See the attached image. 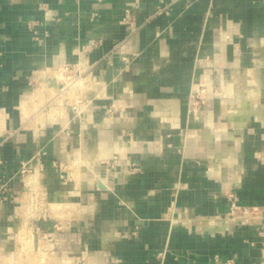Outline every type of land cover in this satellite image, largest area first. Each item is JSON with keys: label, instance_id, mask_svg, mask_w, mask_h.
<instances>
[{"label": "crops", "instance_id": "0c3cea01", "mask_svg": "<svg viewBox=\"0 0 264 264\" xmlns=\"http://www.w3.org/2000/svg\"><path fill=\"white\" fill-rule=\"evenodd\" d=\"M157 4L0 0L1 244L36 194L74 237L54 238L59 259L264 264L259 227L230 211L264 212V0ZM74 62L87 94L27 117L39 73Z\"/></svg>", "mask_w": 264, "mask_h": 264}, {"label": "rangeland", "instance_id": "374dc122", "mask_svg": "<svg viewBox=\"0 0 264 264\" xmlns=\"http://www.w3.org/2000/svg\"><path fill=\"white\" fill-rule=\"evenodd\" d=\"M39 74L42 76L44 73L40 72ZM53 74L57 75V78L55 80V87H50V84H45V82L41 84V81H33V84H31V91L33 90L32 88H35V90H33L31 95H29L31 93L29 92V96L26 97L30 98L29 101L31 102L30 104L32 108V111L27 115V117L36 115L35 120L37 119V115L43 118L45 116L52 118L55 113L58 112V108H63L65 107V105H69L70 103L76 101L75 90L81 92V95L87 94L88 78H85V67H81V65H77L74 62L62 66L60 69L57 68L55 69V71L53 69ZM75 81L76 83L77 81L79 83L76 84ZM81 85L84 86L83 88L85 91H82V88H80ZM33 95L34 97H32ZM20 103L22 108L24 103ZM40 108H43L44 110H41L39 114L34 113L37 112V110ZM37 185H39V180H36L35 182V186ZM25 195L26 197L30 196L29 201L32 205L30 206L28 204V208L23 210L22 213L24 220L20 221L18 224V221H14L11 228L8 229L7 234L10 236V238H8L6 244L5 242L3 244L0 243V264H28L29 260L31 259L29 255L34 254V252H39L37 253L36 258L38 257V259H42L41 257H44V260H39L38 264H40V261L42 262V264H76L75 258L70 255L65 256L63 259H59L57 255L60 254L59 250L61 248L59 246L56 247L54 243V238H74L69 234V229H57V221H55L51 217H49L51 219H48V217H46L45 211L39 210L41 207L39 208L38 206V200H36L38 198L36 194ZM49 203L51 202H47L45 204L46 212H48L49 215L62 218L71 214L73 215L72 209L74 205H70L69 202H67L66 204H64L63 202H56L62 205H57L56 208L54 207V209ZM230 211L234 213V216H236L238 220H244L245 222L255 224L257 228L259 227L258 231L262 234V236H264V212H261L260 209L253 206L236 204V206L232 207ZM45 221L49 222V224L46 226V229L42 225V223ZM24 223L26 228L28 229L27 232H23L20 235L22 231L20 230V227ZM22 238L24 241H29L28 244L27 242L25 244ZM46 238L52 239L46 240ZM62 246H64L65 250H68V244H64ZM2 260L4 261V263ZM82 263H94L93 256L91 257V255L85 254V256H83Z\"/></svg>", "mask_w": 264, "mask_h": 264}, {"label": "bare ground", "instance_id": "6f19581e", "mask_svg": "<svg viewBox=\"0 0 264 264\" xmlns=\"http://www.w3.org/2000/svg\"><path fill=\"white\" fill-rule=\"evenodd\" d=\"M55 71V70H54ZM45 76H43L42 75V79L40 80L41 81V84L43 83V82H45V84H50L49 86L50 87H55V85L54 84H56V74L54 75L53 74V69L52 68H50V69H47L46 71H45ZM58 83V82H57ZM75 83H76V81H75ZM77 83H79L78 81H77ZM76 83V84H77ZM85 83V82H84ZM61 85V84H60ZM84 85H86V84H84ZM39 86V85H38ZM74 86V85H73ZM84 86H80V88H82V91H85L84 90V88H83ZM57 88V87H56ZM75 88V87H74ZM77 89H79V88H77ZM81 90V89H80ZM31 97V96H30ZM32 97H34V95L32 96ZM77 98V97H76ZM29 99L30 98H25L24 99V104H23V108H24V110L26 111V112H30V111H32V108H31V102L29 101ZM23 111V110H22ZM56 207V206H55ZM22 228V229H21ZM27 229L28 228H26V226H25V223L20 227V230H22L21 231V233H20V235L23 233V232H27ZM27 235V234H26ZM24 238V237H23ZM23 238H22V240H23ZM26 239V238H25ZM21 240V239H20ZM24 241V240H23ZM25 242V244H26V242H27V244H28V242L29 241H27V240H25L24 241ZM37 250V249H36ZM39 250V249H38ZM30 251V250H29ZM33 253V252H32ZM37 253H39V252H37ZM37 253H35L34 252V254H32V255H29L30 257H31V259L29 260V262H28V264H38L39 263V260H42L44 257L42 256L41 258L42 259H38V257L36 258V255H37ZM42 255V254H41ZM40 257V256H39ZM46 258V257H45ZM37 259H38V261H37ZM48 259V258H47ZM5 260V259H4ZM44 260V259H43ZM42 260V261H43ZM50 260V259H49ZM3 261V260H2ZM47 262V261H46ZM54 262V261H53ZM3 263H4V261H3ZM6 264V263H5ZM11 264V263H10ZM40 264H42V262L40 261ZM47 264H49V263H47ZM56 264V263H55Z\"/></svg>", "mask_w": 264, "mask_h": 264}, {"label": "built area", "instance_id": "2783aa9c", "mask_svg": "<svg viewBox=\"0 0 264 264\" xmlns=\"http://www.w3.org/2000/svg\"><path fill=\"white\" fill-rule=\"evenodd\" d=\"M173 1L174 0H158V4L156 5V7L153 11V15L168 14L169 9H170L169 7ZM235 206L233 205V207H235ZM54 243H55V241H54ZM157 255L162 260L164 258V255H165V251L164 250L160 251L157 253Z\"/></svg>", "mask_w": 264, "mask_h": 264}, {"label": "water", "instance_id": "95a60500", "mask_svg": "<svg viewBox=\"0 0 264 264\" xmlns=\"http://www.w3.org/2000/svg\"><path fill=\"white\" fill-rule=\"evenodd\" d=\"M55 85V84H54ZM98 186L100 187V188H102L103 187V185L102 184H100V183H98Z\"/></svg>", "mask_w": 264, "mask_h": 264}]
</instances>
